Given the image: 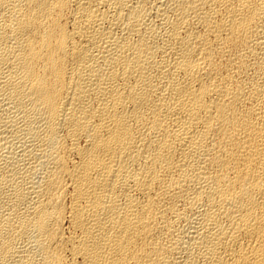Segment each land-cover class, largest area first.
I'll return each instance as SVG.
<instances>
[{
	"label": "bare ground",
	"instance_id": "bare-ground-1",
	"mask_svg": "<svg viewBox=\"0 0 264 264\" xmlns=\"http://www.w3.org/2000/svg\"><path fill=\"white\" fill-rule=\"evenodd\" d=\"M0 264H264V0H0Z\"/></svg>",
	"mask_w": 264,
	"mask_h": 264
}]
</instances>
